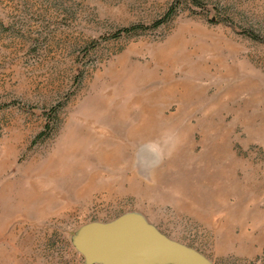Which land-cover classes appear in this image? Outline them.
<instances>
[{
    "label": "rangeland",
    "instance_id": "rangeland-1",
    "mask_svg": "<svg viewBox=\"0 0 264 264\" xmlns=\"http://www.w3.org/2000/svg\"><path fill=\"white\" fill-rule=\"evenodd\" d=\"M134 210L264 264V0H0V264Z\"/></svg>",
    "mask_w": 264,
    "mask_h": 264
},
{
    "label": "water",
    "instance_id": "water-1",
    "mask_svg": "<svg viewBox=\"0 0 264 264\" xmlns=\"http://www.w3.org/2000/svg\"><path fill=\"white\" fill-rule=\"evenodd\" d=\"M71 241L85 264H214L136 210L110 221L87 222L73 232Z\"/></svg>",
    "mask_w": 264,
    "mask_h": 264
},
{
    "label": "clouds",
    "instance_id": "clouds-1",
    "mask_svg": "<svg viewBox=\"0 0 264 264\" xmlns=\"http://www.w3.org/2000/svg\"><path fill=\"white\" fill-rule=\"evenodd\" d=\"M179 143V138L176 134H172L168 139L165 140V144L163 147L155 150L157 159L152 163V167L157 166L162 160L172 154L175 147ZM142 163V161H141Z\"/></svg>",
    "mask_w": 264,
    "mask_h": 264
},
{
    "label": "trees",
    "instance_id": "trees-1",
    "mask_svg": "<svg viewBox=\"0 0 264 264\" xmlns=\"http://www.w3.org/2000/svg\"><path fill=\"white\" fill-rule=\"evenodd\" d=\"M162 22H163V20H159V21L157 22V25L161 24Z\"/></svg>",
    "mask_w": 264,
    "mask_h": 264
}]
</instances>
